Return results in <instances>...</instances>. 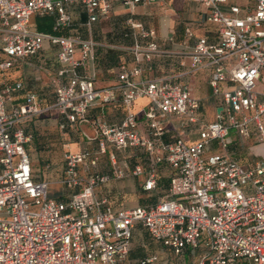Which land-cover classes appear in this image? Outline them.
I'll list each match as a JSON object with an SVG mask.
<instances>
[{
	"label": "built area",
	"instance_id": "built-area-1",
	"mask_svg": "<svg viewBox=\"0 0 264 264\" xmlns=\"http://www.w3.org/2000/svg\"><path fill=\"white\" fill-rule=\"evenodd\" d=\"M165 0H0V62L8 70L17 60L37 55L50 41L58 48L62 65L56 83L54 108L66 125L89 122V111L118 99L128 108L125 120L117 125L95 122L96 154L90 151L65 154L62 184L68 199L50 196V184L36 181L27 145L32 135L23 124L45 112L41 100L27 91L24 102L10 108L13 94L22 83L0 87V264H130L136 226L174 256L189 255L195 264H264V162L244 168L229 153L233 132L248 139L253 133L264 138V99L256 92L264 80V0H193L204 4L206 22L218 25V40L199 38L193 47L192 70L211 71L210 85L219 101L216 121L203 122L197 112L200 101L189 85L170 79L136 81L139 66L123 71L118 82L98 88L95 76L79 69L95 60L92 39L32 31L34 16L52 17L55 29H67L72 19L68 7L82 5L89 14L87 26L107 18L113 7L152 6ZM146 48L135 47L150 60L160 52L156 32L141 24ZM80 46L81 57L76 58ZM144 52V53H143ZM143 97L150 100L144 112L150 122L148 133L138 128L132 105ZM161 116L187 118L195 125L199 141L188 144L181 137L166 142ZM146 156L147 170L132 169L110 157V174L89 173L98 167L108 147ZM170 171L166 195L156 203L114 210L107 198L98 196V186L113 178L146 174L145 192L159 189L158 169ZM85 166L87 176L80 168ZM139 264H164L157 254Z\"/></svg>",
	"mask_w": 264,
	"mask_h": 264
},
{
	"label": "crops",
	"instance_id": "crops-1",
	"mask_svg": "<svg viewBox=\"0 0 264 264\" xmlns=\"http://www.w3.org/2000/svg\"><path fill=\"white\" fill-rule=\"evenodd\" d=\"M229 1L236 4L234 2L237 0ZM243 5L244 2H241L240 6ZM68 11L72 23L67 29L57 30L52 17L39 16L32 18L30 28L32 31L45 34L92 39L96 43L95 60L87 63L79 71L84 76L94 75L96 87H111L118 82L123 71L139 66L141 73L135 77L136 81L161 78L189 85L201 103V109L197 112L199 119L207 123L216 121L219 101L214 97L210 85L211 71L192 70V52L196 40L207 38L211 43L218 40V25L205 21L208 9L204 4L193 0H165L163 4L137 5L134 8L116 4L107 18L95 22L91 27L87 26L89 14L82 5H70ZM134 24H141L146 29L154 30L155 41L160 48V52L150 60L141 54L140 64L135 60V47L139 45L146 48L148 41L141 36L140 29L134 27ZM80 57L78 46L76 58ZM5 59L6 54L0 51V62ZM61 68L58 48L47 40L37 55L17 60L8 70L0 69V87L3 89L18 83L24 86L23 90L13 94L10 108L22 104L27 91L36 93L41 100L45 112L27 119L23 124L33 137L32 142L27 145V151L35 180L48 182L50 196L65 200L70 195L62 184L66 170L65 154L90 151L95 155L98 150L97 142L88 141V138L96 136L94 123L101 121L107 125L120 124L125 120L129 110L119 99L103 106L98 104L89 111V122L67 124L63 129L64 118L54 108L56 93L54 82L58 79ZM260 94L264 99V89ZM149 106L150 100L143 97L131 107V111L138 117V128L145 135L151 126L144 114ZM160 119L166 129V142H174L179 137L188 144L199 141L196 126L189 124L187 118L161 116ZM109 152L111 155L115 154L118 161L125 163L129 169L138 163L147 170L148 160L138 151L120 152L109 146ZM105 155H100L98 167L90 168L89 173H111L110 159L104 157ZM38 163L43 165L45 174L38 173ZM80 172L82 176H87L85 166L80 168ZM169 176V169L161 165L158 169L159 189L150 193L143 189L146 174L138 178L130 174L123 178H113L98 186L96 192L98 196L107 198L114 210L148 206L166 195ZM61 185L64 186V191L59 190ZM145 194L148 195L146 198L143 197ZM152 254H157L164 264H176L173 259L170 261V258L175 257L170 250L154 241L143 226H136L132 250L128 257L129 263L139 264L142 258Z\"/></svg>",
	"mask_w": 264,
	"mask_h": 264
},
{
	"label": "rangeland",
	"instance_id": "rangeland-1",
	"mask_svg": "<svg viewBox=\"0 0 264 264\" xmlns=\"http://www.w3.org/2000/svg\"><path fill=\"white\" fill-rule=\"evenodd\" d=\"M236 4H241V2L235 1ZM264 89V80L262 79L260 83L257 85L256 92H260ZM231 145L229 148V153L233 155L236 159H238L241 165L244 168H248L249 166L255 165L257 162H264V138L261 140L256 133H253L252 137L248 139L241 138L235 134V132L231 135ZM103 157V156H102ZM104 157H111V152L107 153ZM109 162V161H108ZM104 164V163H103ZM107 164V163H106ZM39 169L37 170L39 174H45V169L43 165L38 163ZM60 191H64V186H60ZM148 195H143L146 198ZM188 259L172 257L174 263L176 264H195L197 260L191 258L187 255ZM172 261V262H173Z\"/></svg>",
	"mask_w": 264,
	"mask_h": 264
},
{
	"label": "trees",
	"instance_id": "trees-1",
	"mask_svg": "<svg viewBox=\"0 0 264 264\" xmlns=\"http://www.w3.org/2000/svg\"><path fill=\"white\" fill-rule=\"evenodd\" d=\"M50 30H51V28H50ZM28 132V131H27ZM185 259H188V257H187V255H185V256H183ZM181 258V257H180Z\"/></svg>",
	"mask_w": 264,
	"mask_h": 264
},
{
	"label": "water",
	"instance_id": "water-1",
	"mask_svg": "<svg viewBox=\"0 0 264 264\" xmlns=\"http://www.w3.org/2000/svg\"><path fill=\"white\" fill-rule=\"evenodd\" d=\"M218 111L220 112L221 110L219 109Z\"/></svg>",
	"mask_w": 264,
	"mask_h": 264
}]
</instances>
